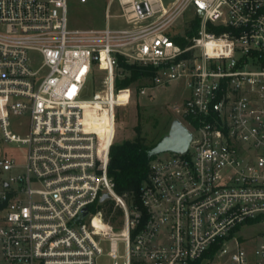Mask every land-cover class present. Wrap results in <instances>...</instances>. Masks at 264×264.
<instances>
[{
  "label": "built area",
  "instance_id": "1",
  "mask_svg": "<svg viewBox=\"0 0 264 264\" xmlns=\"http://www.w3.org/2000/svg\"><path fill=\"white\" fill-rule=\"evenodd\" d=\"M68 1L0 0V264H98L105 243L112 264H264V229L240 232L264 225V0H109L103 29L74 31ZM120 58L189 93L172 106L188 150L150 162L139 203L109 176ZM97 71L106 97L83 99Z\"/></svg>",
  "mask_w": 264,
  "mask_h": 264
},
{
  "label": "rangeland",
  "instance_id": "2",
  "mask_svg": "<svg viewBox=\"0 0 264 264\" xmlns=\"http://www.w3.org/2000/svg\"><path fill=\"white\" fill-rule=\"evenodd\" d=\"M109 0H87L81 3L80 0L68 1V29L74 30H91L103 29L106 25V6ZM174 0H163L165 5H169ZM113 6L112 12L116 11ZM195 15L189 13L186 21L193 20ZM112 27L121 26L122 21L112 19ZM120 74L121 71L118 70ZM123 79L122 74L117 77ZM106 74L97 71L93 77L88 79L87 90L83 95V99H93L94 93H98L100 97L106 96L107 91ZM150 79L141 81V85L146 87V95L140 96L136 91V85H132L121 91H116L119 101L128 103L122 104L117 109V131L115 144L122 143L124 140H130L135 137L134 127L139 123L138 112L141 114V124L144 135L150 140L165 126L170 119L176 118V114L172 110V106L179 102L182 98L188 96V91L183 81H177L168 85L153 87ZM152 98V99H151ZM127 104V105H126ZM139 106V108H138ZM30 117L28 114L12 117L9 132L14 137L26 138L29 134ZM3 153L14 158L19 165L26 162L27 149L25 146L18 144L1 145ZM170 153L161 154L160 157H167ZM264 229V225L242 228L240 232L246 235L259 236ZM104 255L99 259L98 264H112L107 256L109 252V243L102 244ZM123 252V245L120 246Z\"/></svg>",
  "mask_w": 264,
  "mask_h": 264
},
{
  "label": "trees",
  "instance_id": "3",
  "mask_svg": "<svg viewBox=\"0 0 264 264\" xmlns=\"http://www.w3.org/2000/svg\"><path fill=\"white\" fill-rule=\"evenodd\" d=\"M198 27L199 22L196 21L195 30ZM176 42L184 45L180 41ZM119 70L123 79L116 78L115 89L117 92L135 84L136 91L139 93L144 87L141 85V81L144 79L151 80L155 75L153 68L129 63L123 58L119 59ZM138 119L139 123L134 127L135 137L119 144L114 143L110 150L109 162V176L115 183L116 192L119 195H129L135 203H139L141 187L148 179L150 162L157 157L149 158L148 153L168 135L172 122L175 120L174 118L167 121L165 126L150 140L143 133L142 118L139 112ZM112 210L113 206L109 207V213Z\"/></svg>",
  "mask_w": 264,
  "mask_h": 264
},
{
  "label": "water",
  "instance_id": "4",
  "mask_svg": "<svg viewBox=\"0 0 264 264\" xmlns=\"http://www.w3.org/2000/svg\"><path fill=\"white\" fill-rule=\"evenodd\" d=\"M192 137L187 127L179 119H175L168 135L149 151L148 156L153 158L167 152L184 153L188 150ZM105 198L106 196H104Z\"/></svg>",
  "mask_w": 264,
  "mask_h": 264
},
{
  "label": "bare ground",
  "instance_id": "5",
  "mask_svg": "<svg viewBox=\"0 0 264 264\" xmlns=\"http://www.w3.org/2000/svg\"><path fill=\"white\" fill-rule=\"evenodd\" d=\"M100 98H102V97H100ZM124 102H126V101H124ZM124 102L120 103V105L124 104ZM92 106H100L102 108H105V106H111V105H110V103H108L106 101H102V102L97 101V102H94L92 104ZM92 124H93L94 128L100 132L101 137L106 139L108 136V133L111 130V125H110V122H109V119L107 118V116L104 115L103 117H100L99 120H96V121L93 120Z\"/></svg>",
  "mask_w": 264,
  "mask_h": 264
}]
</instances>
